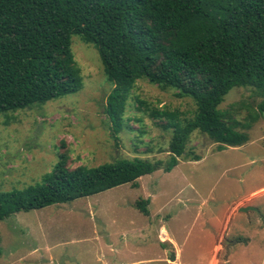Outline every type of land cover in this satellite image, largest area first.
Masks as SVG:
<instances>
[{
	"label": "rangeland",
	"instance_id": "374dc122",
	"mask_svg": "<svg viewBox=\"0 0 264 264\" xmlns=\"http://www.w3.org/2000/svg\"><path fill=\"white\" fill-rule=\"evenodd\" d=\"M71 51L81 90L0 115V193L41 185L60 155L72 170L118 159L166 160L171 132L150 113L193 118L190 98L142 79L130 94L122 131L113 133L104 111L113 84L98 52L76 35ZM263 103L264 92L240 88L219 107L236 105L239 131L249 136L242 147L218 152L195 132L187 158L170 173L140 178L138 188L123 185L0 221V264H264V118L243 128ZM141 200H150L149 216L137 209ZM245 207L253 210L239 211Z\"/></svg>",
	"mask_w": 264,
	"mask_h": 264
},
{
	"label": "trees",
	"instance_id": "16d2710c",
	"mask_svg": "<svg viewBox=\"0 0 264 264\" xmlns=\"http://www.w3.org/2000/svg\"><path fill=\"white\" fill-rule=\"evenodd\" d=\"M75 35L96 49L113 84L104 110L113 133L122 131L130 94L142 79L190 98L194 116L182 121L179 111L150 113L171 132L166 160L118 159L72 170L60 155L41 185L0 193V221L123 185L138 188L140 178L170 173L187 158L195 132L218 152L249 142L239 131L236 105L219 107L234 89L264 92V0H0V115L81 90L71 51ZM258 109L245 130L264 118V103ZM149 204L141 200L136 207L149 216Z\"/></svg>",
	"mask_w": 264,
	"mask_h": 264
},
{
	"label": "water",
	"instance_id": "95a60500",
	"mask_svg": "<svg viewBox=\"0 0 264 264\" xmlns=\"http://www.w3.org/2000/svg\"><path fill=\"white\" fill-rule=\"evenodd\" d=\"M249 210H253V208H251V207H245V208H240V212H247V211H249Z\"/></svg>",
	"mask_w": 264,
	"mask_h": 264
}]
</instances>
